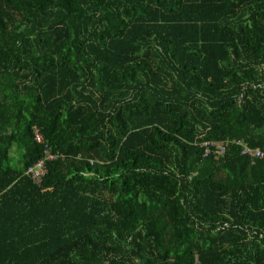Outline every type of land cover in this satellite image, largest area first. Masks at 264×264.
I'll use <instances>...</instances> for the list:
<instances>
[{
  "label": "trees",
  "instance_id": "trees-1",
  "mask_svg": "<svg viewBox=\"0 0 264 264\" xmlns=\"http://www.w3.org/2000/svg\"><path fill=\"white\" fill-rule=\"evenodd\" d=\"M0 264H264V0H0Z\"/></svg>",
  "mask_w": 264,
  "mask_h": 264
},
{
  "label": "built area",
  "instance_id": "built-area-1",
  "mask_svg": "<svg viewBox=\"0 0 264 264\" xmlns=\"http://www.w3.org/2000/svg\"><path fill=\"white\" fill-rule=\"evenodd\" d=\"M38 141H41L40 136H39V138H38ZM256 154L258 155V153H256Z\"/></svg>",
  "mask_w": 264,
  "mask_h": 264
}]
</instances>
